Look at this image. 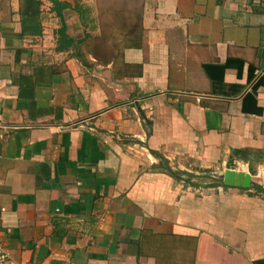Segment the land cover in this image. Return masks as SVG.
Returning <instances> with one entry per match:
<instances>
[{"label": "crops", "instance_id": "obj_1", "mask_svg": "<svg viewBox=\"0 0 264 264\" xmlns=\"http://www.w3.org/2000/svg\"><path fill=\"white\" fill-rule=\"evenodd\" d=\"M41 2L0 0L8 264H264V0Z\"/></svg>", "mask_w": 264, "mask_h": 264}, {"label": "rangeland", "instance_id": "obj_2", "mask_svg": "<svg viewBox=\"0 0 264 264\" xmlns=\"http://www.w3.org/2000/svg\"><path fill=\"white\" fill-rule=\"evenodd\" d=\"M71 3H77V6H86L90 8V16L94 17L99 21H125V20H135L136 15L141 10L142 0H68ZM47 2V0H46ZM64 11L67 19V14H69V19L75 18L76 12ZM75 14V15H74ZM54 16L55 20H59V17Z\"/></svg>", "mask_w": 264, "mask_h": 264}, {"label": "trees", "instance_id": "obj_3", "mask_svg": "<svg viewBox=\"0 0 264 264\" xmlns=\"http://www.w3.org/2000/svg\"><path fill=\"white\" fill-rule=\"evenodd\" d=\"M53 5V10L56 13V15L61 19L62 18V12L64 9L69 8L70 2L68 0H49ZM25 11L22 12L23 21H33L37 18V14L39 12V7L42 4L41 0H23ZM76 7L77 3H73ZM24 30L26 31V26H23ZM61 37H64L62 34H60ZM88 37V36H87ZM86 37V38H87ZM89 38V37H88ZM90 41L96 43L97 38H90ZM85 39L80 40L77 42V44L84 43Z\"/></svg>", "mask_w": 264, "mask_h": 264}, {"label": "water", "instance_id": "obj_4", "mask_svg": "<svg viewBox=\"0 0 264 264\" xmlns=\"http://www.w3.org/2000/svg\"><path fill=\"white\" fill-rule=\"evenodd\" d=\"M223 184L229 186L248 187L251 183V175L247 172L233 169H225L221 174Z\"/></svg>", "mask_w": 264, "mask_h": 264}, {"label": "built area", "instance_id": "obj_5", "mask_svg": "<svg viewBox=\"0 0 264 264\" xmlns=\"http://www.w3.org/2000/svg\"><path fill=\"white\" fill-rule=\"evenodd\" d=\"M1 220H0V264H8L10 260V255L1 241Z\"/></svg>", "mask_w": 264, "mask_h": 264}]
</instances>
